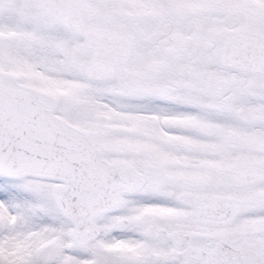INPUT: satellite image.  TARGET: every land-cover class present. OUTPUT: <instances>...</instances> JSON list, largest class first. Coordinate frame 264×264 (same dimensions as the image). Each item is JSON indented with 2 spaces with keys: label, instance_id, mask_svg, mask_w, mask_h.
Returning <instances> with one entry per match:
<instances>
[{
  "label": "snow or ice",
  "instance_id": "6c2138e0",
  "mask_svg": "<svg viewBox=\"0 0 264 264\" xmlns=\"http://www.w3.org/2000/svg\"><path fill=\"white\" fill-rule=\"evenodd\" d=\"M0 264H264V0H0Z\"/></svg>",
  "mask_w": 264,
  "mask_h": 264
}]
</instances>
